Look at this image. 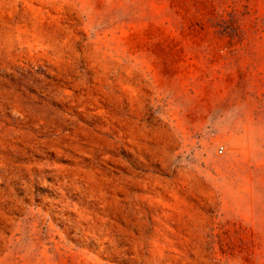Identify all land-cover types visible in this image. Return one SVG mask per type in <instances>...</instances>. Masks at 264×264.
<instances>
[{
  "label": "rangeland",
  "instance_id": "rangeland-1",
  "mask_svg": "<svg viewBox=\"0 0 264 264\" xmlns=\"http://www.w3.org/2000/svg\"><path fill=\"white\" fill-rule=\"evenodd\" d=\"M0 264H264V0H0Z\"/></svg>",
  "mask_w": 264,
  "mask_h": 264
},
{
  "label": "built area",
  "instance_id": "built-area-1",
  "mask_svg": "<svg viewBox=\"0 0 264 264\" xmlns=\"http://www.w3.org/2000/svg\"><path fill=\"white\" fill-rule=\"evenodd\" d=\"M218 151L221 153L223 151V146H219Z\"/></svg>",
  "mask_w": 264,
  "mask_h": 264
}]
</instances>
